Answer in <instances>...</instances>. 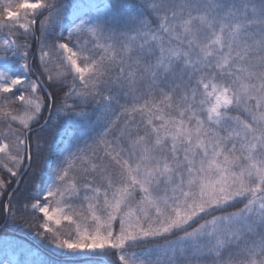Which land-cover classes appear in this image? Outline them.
Returning a JSON list of instances; mask_svg holds the SVG:
<instances>
[{"label": "snow or ice", "instance_id": "6c2138e0", "mask_svg": "<svg viewBox=\"0 0 264 264\" xmlns=\"http://www.w3.org/2000/svg\"><path fill=\"white\" fill-rule=\"evenodd\" d=\"M44 12L52 43L40 45V66L60 61L47 79L63 92L58 120L74 131L59 151L55 139L38 141L51 174L9 213L40 214L48 251L0 264H105L112 252L118 264H264V0H3L0 94L20 92L25 110L13 114L5 96L0 117L23 129L43 105L31 45L13 29L34 34ZM8 129L0 154L31 168L28 139ZM10 184L0 179V196ZM61 218L68 231L49 227Z\"/></svg>", "mask_w": 264, "mask_h": 264}, {"label": "trees", "instance_id": "16d2710c", "mask_svg": "<svg viewBox=\"0 0 264 264\" xmlns=\"http://www.w3.org/2000/svg\"><path fill=\"white\" fill-rule=\"evenodd\" d=\"M2 2L3 0H0V3ZM11 2L14 5L21 4V0H11ZM51 2L55 4L58 3L59 0H51ZM14 9H16V7H14ZM47 15L48 13L44 12L42 16L38 17L37 25L34 29V34L30 33L25 36L20 29H13V32L15 33L13 38L16 39L18 43L23 42L31 45L30 49H28L30 54L29 63L31 66L30 74L32 78H34L38 82V95H40L41 101L44 105L42 107V112L39 116V119L37 122H33L32 124H30L28 129H23L18 121L13 122L11 120H5L4 118L0 117V134L7 132L9 130L8 126L11 125V128L17 131V134L22 133V138L28 139L32 147L33 160L31 168L27 167L29 161L25 159L24 164L18 170L10 160H8L3 154H0V163L7 164L8 167L12 168L13 171L18 172L17 177L13 178L3 167H0V179H3L5 182L11 181L7 192L3 196H0V237H5V247L7 245H10L9 243L11 241H9L8 238H10L14 242L12 246L14 245L15 248L21 247V251L19 253L21 257H23L22 253L27 250V248L39 247L44 251H48L47 248H45L46 241L42 242L40 236L38 235V233H42L43 231L40 228V225L43 223V217L40 214L34 213L29 210L28 212H23L15 215V218H13L12 215H9L10 212H16V208L13 206L17 205L21 201L34 202V200H32L29 195L30 193H33L34 185L43 184L48 178V175L51 174L50 169L46 168L43 164L44 156L48 155L47 150L45 149L44 151H42L39 157H37L36 144L38 143V141L43 142L45 139L48 142H51L52 139H55L57 151H59V149H62L66 146L68 141L71 139V133L74 131L73 128L67 125H63L58 120L56 109L62 103L63 92L59 88H57L55 84L49 82L47 79L48 75H55L56 65L60 64V61L56 57H53V60L48 65L50 69L48 73L42 71L39 62L40 45L52 43L50 39L45 38L46 34L42 33L39 27V20H43ZM1 33L8 34V30H4ZM66 37L67 35L65 33V38ZM77 39L87 40L88 38L86 36L73 37V40ZM63 42H66V40ZM64 70L67 71L66 69ZM28 90L30 89L27 86H23L21 88L23 94H25V92H27ZM64 91H67V89H64ZM48 93L52 94L51 97L48 95ZM20 94V92H15L14 95L12 93L0 94V107H3L2 102L4 100V97L7 96L10 100L14 101L8 106L13 114L19 115L23 113L25 109L21 106V102L15 100V96H18ZM68 103H73V101L69 100ZM122 103H124V101H122ZM237 114L238 113H233V115ZM139 119L140 117L137 116V120ZM140 134L142 135L143 132L141 131ZM8 139L13 140L14 137L9 134ZM81 147H83V142L81 143ZM16 154L17 153L15 152L13 153V155ZM24 154V150L22 149L20 155ZM41 170H43V172L47 175H39ZM17 180H19V187H16ZM8 193H12L11 202L9 201ZM6 205L9 206L7 210L5 208ZM241 207H243V204L236 203L233 207L228 208L227 211H237ZM215 214L218 215L219 213ZM195 226L196 225H193V227ZM55 228H59L62 232L68 231V226L65 221H63L59 226H55L54 229ZM44 235L46 236L47 234L45 233ZM15 240H22V246H20L19 243H17ZM157 243H159V241H157ZM2 246H4V244ZM141 247H143V245L128 249V251L138 252ZM1 252L2 248L0 244V253ZM117 255L118 253L112 252L107 256L105 261L109 262L110 264H118ZM80 263L93 264V261L91 259L85 258L77 262V264Z\"/></svg>", "mask_w": 264, "mask_h": 264}, {"label": "rangeland", "instance_id": "374dc122", "mask_svg": "<svg viewBox=\"0 0 264 264\" xmlns=\"http://www.w3.org/2000/svg\"><path fill=\"white\" fill-rule=\"evenodd\" d=\"M28 2L29 3H34L35 2V0H28ZM21 3H24V0H21ZM13 11H17V8L16 9H14L13 8ZM19 11H20V13L23 15L24 14V9H19ZM29 18H32L31 16H29ZM21 22H23V21H21ZM7 35V33H1L0 32V36H6ZM66 35H67V33H66ZM30 78H31V80L32 81H35L36 83H37V85H38V82L34 79V78H32V76H31V74H30ZM24 86H27V85H24ZM39 86V85H38ZM25 95L26 96H28V95H33L32 93H31V89L30 90H28L27 92H25ZM36 96H38L40 99H41V97H40V95H38V89H37V92H36V94L35 95H33V99H35L36 98ZM42 105H43V103H42ZM44 106V105H43ZM42 106V107H43ZM42 112V111H41ZM19 122V121H18ZM32 124V123H31ZM47 180V179H46ZM41 203H43V200H41ZM62 205H56L55 203H50L49 204V208H50V210H52V211H54L55 210V208L56 207H61ZM63 222V219L61 218V223ZM55 226H57V225H55L54 224V222H50L49 223V227H51V228H54ZM9 239V241H11L9 244L10 245H7L6 247H5V237H0V244H1V248H2V252L0 253V261H2V260H5L6 258L7 259H22L23 257H21L20 255H19V253H20V251H21V247L19 248V247H14V245L12 246V244H14V242L10 239V238H8ZM17 243H19V245L20 246H22V244H21V242H22V240H15ZM4 244V246H2ZM18 245V244H17ZM27 249H29V248H27ZM80 264H82V263H80ZM105 264H110L109 262H106L105 261Z\"/></svg>", "mask_w": 264, "mask_h": 264}]
</instances>
